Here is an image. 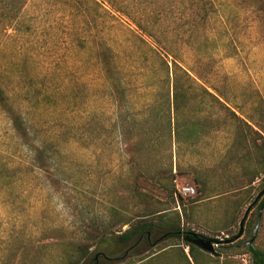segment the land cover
Segmentation results:
<instances>
[{"label":"rangeland","instance_id":"obj_1","mask_svg":"<svg viewBox=\"0 0 264 264\" xmlns=\"http://www.w3.org/2000/svg\"><path fill=\"white\" fill-rule=\"evenodd\" d=\"M98 1L107 12L89 0H0V88L28 131L0 101V264H130L187 242L151 247L164 228L134 248L120 239L145 221L124 167L140 165L143 112L164 106L169 87L217 88L264 133V0ZM263 186L264 174L240 220L210 236L217 253L203 264H254L251 235L236 237ZM253 245L264 250V210Z\"/></svg>","mask_w":264,"mask_h":264},{"label":"crops","instance_id":"obj_2","mask_svg":"<svg viewBox=\"0 0 264 264\" xmlns=\"http://www.w3.org/2000/svg\"><path fill=\"white\" fill-rule=\"evenodd\" d=\"M167 92L171 96L164 106L157 102L156 109L143 112L147 135L141 141L140 165L124 167L126 185L141 189L140 201L133 203L142 207L139 218L151 223L142 238L149 241L152 231L166 229L152 242L155 248L175 237L187 241L185 229L223 234L240 220L264 174V145L254 136L264 133L255 119L211 86L169 87ZM177 92L180 96L174 95ZM179 183L194 185L197 194L179 197ZM163 246L130 264H194L187 242ZM199 257L201 264L207 259L203 253Z\"/></svg>","mask_w":264,"mask_h":264},{"label":"trees","instance_id":"obj_3","mask_svg":"<svg viewBox=\"0 0 264 264\" xmlns=\"http://www.w3.org/2000/svg\"><path fill=\"white\" fill-rule=\"evenodd\" d=\"M89 1H93V3L97 4L103 10H105L107 12V10L103 7L101 2H99L98 0H89ZM110 4L113 6V2H110ZM251 6L256 7L257 1L251 0ZM116 10L122 12L123 14L129 15V13L127 11H124L122 9L116 8ZM136 24H137L138 29L142 32V34L147 35V36H149L152 39L157 41V35L152 33L140 21H136ZM100 52H103V51H100ZM100 55H102V53H100ZM175 64L177 65V63H175ZM106 70H108V69L106 68ZM0 92H1L0 93V101L2 103L3 109L7 113L10 120L12 121V124H13L16 132L20 135L26 136L28 131H27V127L25 125L22 114L17 112L16 110H13L12 107H9L7 105L8 96H6L4 94V91L1 88H0ZM31 150H34L37 152V151L42 150V148L40 146L32 145ZM263 189H264V186L261 190H263ZM257 197L255 198L256 200H257ZM263 204H264V198L258 204L254 203L253 207H257V210L255 211V213L254 212L251 213V216L247 222L246 228H244L243 234L251 235V238H252L254 228H255V226L258 222V219H259L260 209L263 206ZM253 207H252V209H253ZM252 209H251V211H252ZM261 218H262V216H261ZM150 225H151V223H149L148 221H136L135 223H133L131 225V227L127 231H125L124 233H122L120 235V239L122 241H129V240L132 241V247L134 248L140 243V241L142 240V234H144L147 231V229ZM191 231H192L191 229H185V231L183 233L184 236L189 237V232H191ZM200 234L205 236V237L212 238V237L204 235L202 233H200ZM250 239L246 240V242L250 241ZM187 244H189V246H190V254L191 255L196 256L197 251L200 253H206V251L202 250L200 247H198L194 243L189 242L188 240H187ZM248 250L252 252L254 264H264V250L263 249L255 247L253 244H248ZM218 254H220V253H218ZM96 258H97V256L95 255L94 259L96 260ZM77 263H78V261L75 264H77Z\"/></svg>","mask_w":264,"mask_h":264},{"label":"water","instance_id":"obj_4","mask_svg":"<svg viewBox=\"0 0 264 264\" xmlns=\"http://www.w3.org/2000/svg\"><path fill=\"white\" fill-rule=\"evenodd\" d=\"M263 193H264V189L262 190V192L260 194H263ZM255 202H256V199L247 207V209L243 215V218L240 221V230H239V233H238L236 239L243 235L245 223L247 221L249 213H250ZM263 209H264V204L260 209L259 219H258V222H257L255 228H254L252 238L250 239V241H248L246 243L247 245L253 244V242L255 240L256 231H257L258 227L260 226ZM186 238L188 239L189 242L194 243L195 245H197L198 247H200L204 251L210 252L213 255L217 253L218 241L215 238L205 237L196 231L189 232V237H186Z\"/></svg>","mask_w":264,"mask_h":264},{"label":"built area","instance_id":"obj_5","mask_svg":"<svg viewBox=\"0 0 264 264\" xmlns=\"http://www.w3.org/2000/svg\"><path fill=\"white\" fill-rule=\"evenodd\" d=\"M177 192L183 197H189L197 194V189L194 185L189 183H179L176 186Z\"/></svg>","mask_w":264,"mask_h":264},{"label":"flooded vegetation","instance_id":"obj_6","mask_svg":"<svg viewBox=\"0 0 264 264\" xmlns=\"http://www.w3.org/2000/svg\"><path fill=\"white\" fill-rule=\"evenodd\" d=\"M261 191H262V190H261ZM263 198H264V193H263V194H260V195L257 197V200H256L255 204H258Z\"/></svg>","mask_w":264,"mask_h":264}]
</instances>
